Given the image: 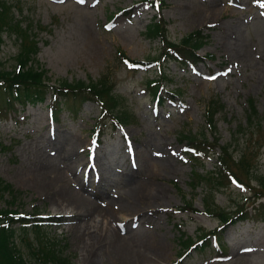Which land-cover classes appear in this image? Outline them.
<instances>
[{
	"label": "rangeland",
	"instance_id": "1",
	"mask_svg": "<svg viewBox=\"0 0 264 264\" xmlns=\"http://www.w3.org/2000/svg\"><path fill=\"white\" fill-rule=\"evenodd\" d=\"M3 1L12 4L23 23L32 24L39 46L34 58L46 68L49 82L103 77L133 116L118 127L101 119L96 143L92 129L100 113L92 101L83 102L75 115L61 110L56 121L49 116L47 95L42 101L14 104L6 112L1 109L0 177L12 185L15 196L4 192L0 207L42 218L44 239L62 246L66 264H120L125 250L144 255L148 264L174 263L180 231L193 237L199 229L218 224L216 216L203 212L204 185H190L194 165L176 137L204 130L209 138L203 113L210 99L222 103L214 114L218 142H233L228 147L233 159L243 151L248 170L264 169V0H160L159 8L145 0ZM153 15L162 18L172 41L193 29L206 37L197 49L202 59L193 65L181 67L174 60L161 65L168 78L165 89L172 91L162 94L163 104L151 98L146 82L156 73V64L133 69L116 51L138 60L156 56L159 39L143 35ZM1 36L0 68L12 69L17 39L6 32ZM3 96L0 93V107ZM248 98L257 108V119L249 126ZM238 125L241 131L236 132ZM73 141L77 145L70 149ZM215 149L195 162V171L213 168ZM69 165L76 170L68 175V186L97 211L113 215L101 222H110L112 233L94 244L87 257L84 249L92 242L88 236L96 234L101 217L97 212L78 217L55 209L52 193H39L31 183L43 171L66 174ZM236 173L243 184L226 183L211 193L213 204L225 211L250 201L245 199L251 195L247 184L254 183ZM140 198L158 200L148 211L124 212ZM184 202L196 211L180 209ZM13 226L23 257L35 262L23 241L36 244L31 227ZM209 238L202 252L191 248L176 264H264V220L237 221Z\"/></svg>",
	"mask_w": 264,
	"mask_h": 264
},
{
	"label": "trees",
	"instance_id": "2",
	"mask_svg": "<svg viewBox=\"0 0 264 264\" xmlns=\"http://www.w3.org/2000/svg\"><path fill=\"white\" fill-rule=\"evenodd\" d=\"M145 1L157 8L160 6V0ZM11 5L7 1H0V40L2 32L13 34L17 39L19 48L15 54L13 68H0V93L4 94L3 99L5 100L0 110L2 109L6 112L14 104L25 105L27 102L42 101L46 99L45 96L47 95L49 97L47 104L50 117L53 121H56L59 119L58 114L61 110L65 109L71 115H75L83 102L92 101L99 105L100 113V118L96 119L92 129L94 134L96 133L97 138L94 139L95 141H98L99 137L97 134L101 132V119L104 120L103 123L106 120L109 121L112 126H121V124L127 123L133 115L130 114L122 96L114 93L112 84L103 77L98 78V80H65L64 78H57L49 82L51 76L47 75L46 68L34 58L39 46L35 39L36 34L33 31L32 24L30 22L23 23L22 18H17L11 9ZM144 29L143 35L148 39H159L160 50L157 55L138 60L128 57L125 51L117 49V56L128 67L133 69L156 64V73L151 78H147L146 82L150 88L151 98L156 103L163 104L162 94L171 90L165 89L168 78L163 73L161 65L169 60H174L181 67L188 63L193 65V63L202 59V56L197 53V49L202 46L206 37L201 34L200 29H193L183 35L180 40L172 41L166 36V28L162 18H157L155 15L147 22ZM205 56L212 58L210 54H205ZM252 100V98L247 100L248 111H246V119L248 126L253 125L257 119V108H255ZM221 107L222 103L214 99H210L206 103L203 119L206 122V129L211 133L209 138L204 130H200L198 133L179 132L176 135L178 141L183 144L181 146L182 152L187 155L186 157L194 165L191 167L192 177L189 181L190 185L193 188L198 185H204V193L202 195L204 196L202 198L203 212L210 216H216L218 224L210 230L199 229L193 237H189L180 231L178 236L180 251L178 258L172 264L178 263L179 258L191 248L202 252L209 244V236H218L228 224L232 225V223L243 221L244 219L264 220V169L261 171L262 173L250 170V168L248 170V163L242 157L243 151L238 154L237 159H233L228 148L233 142L230 141L224 144L218 142L215 132L216 121L214 120V114ZM235 131H241L239 125L235 128ZM215 148L218 151L215 155L213 168L206 171H195L196 163L210 155L211 152L214 153ZM233 169L236 172L243 173L245 176L247 175L245 177L246 182L253 181L254 184H247V190L251 194L245 197V199L250 200L248 206L246 204L239 206L236 203L237 206L233 207L232 211H225L220 209V206L213 204L211 201L213 195L211 193L212 190L221 185H226V183L236 182L243 184ZM11 186L9 183L6 184L0 177V196L4 192L10 197L15 196ZM179 208L196 211V208L192 207L188 202H184L183 206ZM15 223L23 230L28 225L31 227L30 230L36 237V244L31 247L28 240L23 241L29 247L28 251L35 262L23 257L20 252L21 248L14 241L15 226L13 224ZM42 223L43 219H40L34 213L32 214V212L21 213L8 206L0 207V264H34L36 262L39 264H66L67 259L65 258L66 256L62 255V246L58 247L55 242L52 243L48 239H44L46 235L42 232Z\"/></svg>",
	"mask_w": 264,
	"mask_h": 264
},
{
	"label": "bare ground",
	"instance_id": "3",
	"mask_svg": "<svg viewBox=\"0 0 264 264\" xmlns=\"http://www.w3.org/2000/svg\"><path fill=\"white\" fill-rule=\"evenodd\" d=\"M77 141V140H76ZM73 141L71 144V148H75V145H77V142ZM70 152V151H69ZM69 152L68 155H69ZM76 166L69 165L67 167L66 174L64 171H58V170H49V171H43L38 177H36L34 180H32V184L37 191L42 194H49L52 193L50 196V204L55 209H63L65 213L73 214L78 217L83 216H94L93 214L95 212L96 216L101 217V221H97L100 224L95 225L96 234L91 235L89 234L88 240H90L91 243L87 245V247L84 249L85 257L88 256L89 252L92 251V248L94 244L98 243L99 240L102 238H108V236L112 233V228L110 229V222L107 220L105 221L106 224L103 226L101 224L102 219H107L108 216H113L111 214H107L109 212L107 211H97L94 205L86 202L83 195L75 191L74 189L70 188L68 186V175L73 172H75ZM157 198H150V199H142L138 200L139 202H136L135 204H132L128 207H125L124 212L128 214L133 213H141L148 211L150 209L148 208H155L157 204ZM94 219V218H93ZM91 219V220H93ZM112 220V219H110ZM95 221V220H94ZM95 223V222H94ZM78 238V237H77ZM76 238V239H77ZM122 261L120 264H148V259L144 257V255L140 256L139 253L137 255L132 253H127V251L122 252ZM90 256V255H89Z\"/></svg>",
	"mask_w": 264,
	"mask_h": 264
}]
</instances>
